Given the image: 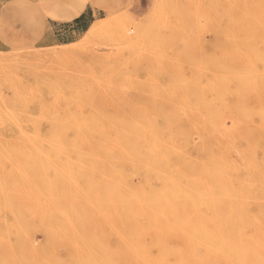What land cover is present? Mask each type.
<instances>
[{"label":"rangeland","instance_id":"rangeland-1","mask_svg":"<svg viewBox=\"0 0 264 264\" xmlns=\"http://www.w3.org/2000/svg\"><path fill=\"white\" fill-rule=\"evenodd\" d=\"M86 5L96 21L72 42L0 51V264H205L185 258L190 233L209 215L210 161L230 173L231 155L187 140L209 113L256 112L255 73L229 61L226 34L264 0L41 3Z\"/></svg>","mask_w":264,"mask_h":264},{"label":"bare ground","instance_id":"bare-ground-1","mask_svg":"<svg viewBox=\"0 0 264 264\" xmlns=\"http://www.w3.org/2000/svg\"><path fill=\"white\" fill-rule=\"evenodd\" d=\"M228 21L226 38L229 51L231 50L229 61H238L240 63L237 67H245V72L253 70L255 73V86L258 95L256 97V112L253 114L209 113L201 118L196 132L191 131V136L187 140L191 148L202 152L206 147L212 151L210 155L213 158L214 154L215 157L229 154L231 160H229L230 173L224 174L220 172V162L223 159L210 161L209 206H207L209 215L205 219L203 216L200 217L199 220L202 219L205 223L194 226L193 232L190 233L192 239L196 238L197 240L186 252L185 258L205 259V264H264V38L259 39L257 38L259 36H256L255 43L252 44L247 39L250 35L251 24L256 33L260 31L259 35L263 34L264 36V10L260 15L255 9L253 17L249 16L240 21L230 13ZM239 44H243L244 47L238 48ZM237 51L241 52L239 56L236 55ZM211 80L213 81V79ZM204 120L205 126L202 124ZM73 140L77 141L78 139ZM84 140L97 141L94 138H85ZM240 140L244 142L242 146L238 145ZM76 148L78 149V147ZM213 149L219 151L215 152ZM233 154H236V161L232 158ZM133 178L135 179V177ZM134 210L136 211V209ZM132 221L134 220H127L128 228L136 227ZM177 227L179 232L184 234L186 225L182 224ZM127 243L130 246L127 253L137 255L152 252L140 243L133 241L130 243V240ZM155 251L160 254L172 253L160 245Z\"/></svg>","mask_w":264,"mask_h":264},{"label":"crops","instance_id":"crops-1","mask_svg":"<svg viewBox=\"0 0 264 264\" xmlns=\"http://www.w3.org/2000/svg\"><path fill=\"white\" fill-rule=\"evenodd\" d=\"M43 0H0V51L22 43L58 45L85 33L95 23L98 10L91 5L76 12H48ZM47 1V0H45Z\"/></svg>","mask_w":264,"mask_h":264}]
</instances>
